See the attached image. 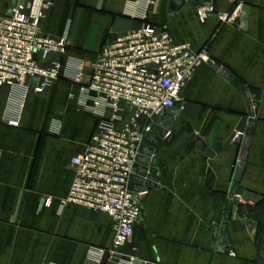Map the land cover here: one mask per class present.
Returning <instances> with one entry per match:
<instances>
[{
    "label": "crops",
    "instance_id": "obj_1",
    "mask_svg": "<svg viewBox=\"0 0 264 264\" xmlns=\"http://www.w3.org/2000/svg\"><path fill=\"white\" fill-rule=\"evenodd\" d=\"M43 1L40 32L65 37L67 48L60 79L44 92L33 93V79L27 92L0 88V264H114L98 254L110 248L114 222L59 202L74 177L70 160L109 117L104 100L83 90L75 76L79 68L89 71L105 43L145 24L166 29L175 43L187 42L195 52L204 50L210 62L200 64L181 91V115L170 130L175 137L154 151L158 188L139 194L143 215L121 252L143 264H264V0H185L173 16L170 0ZM9 2L0 0V15ZM207 4L214 13L200 22L197 10ZM236 7L233 23L218 19ZM241 87L260 97L226 254L218 245L211 249L212 228L238 163L236 139L249 121Z\"/></svg>",
    "mask_w": 264,
    "mask_h": 264
},
{
    "label": "built area",
    "instance_id": "obj_2",
    "mask_svg": "<svg viewBox=\"0 0 264 264\" xmlns=\"http://www.w3.org/2000/svg\"><path fill=\"white\" fill-rule=\"evenodd\" d=\"M45 8L43 0H28L15 3L9 16L0 15V88L21 86L27 92L33 79L37 85L31 90L40 94L60 79L67 43L40 32ZM238 11L217 17L233 23ZM213 13L211 5L201 6L198 20ZM209 62L204 50L195 52L187 42L175 43L166 29L145 24L105 43L87 73L79 68L75 82L104 100L109 117L91 134L86 150L70 160L74 177L59 202L104 213L114 222L110 248L98 251L106 261L143 264L121 252L143 215L128 190L129 177L155 119L180 101L198 66ZM50 204L46 198L43 205Z\"/></svg>",
    "mask_w": 264,
    "mask_h": 264
},
{
    "label": "water",
    "instance_id": "obj_3",
    "mask_svg": "<svg viewBox=\"0 0 264 264\" xmlns=\"http://www.w3.org/2000/svg\"><path fill=\"white\" fill-rule=\"evenodd\" d=\"M185 0H170L168 11L169 16H173L184 5ZM15 0H10L6 16L10 15V10L13 8ZM248 8L245 6L241 9V18L244 21L247 19ZM210 16V15H209ZM223 77L229 78V72L220 66L213 65ZM239 91L244 95L248 101V125L242 136L236 139V145L241 147L238 163L236 165L231 188L228 193V198L224 206V212L216 224L212 228V244L211 249L218 245L219 252L228 254L229 248L227 247L226 232L228 222L230 220L231 210L234 206L233 198L236 194L239 180L245 168L247 159L248 148L250 146L251 138L254 132V108L258 106L260 92L241 87ZM181 115V102L178 101L173 107L164 112L159 120L151 125L149 132L143 137L137 158L134 164V172L129 177L128 190L132 193L135 202L139 203V194L148 192L154 188H158V181L155 177L157 165V157L154 151L160 144L168 146L174 139V134L170 132L172 125ZM198 148L202 149L201 141H197Z\"/></svg>",
    "mask_w": 264,
    "mask_h": 264
}]
</instances>
